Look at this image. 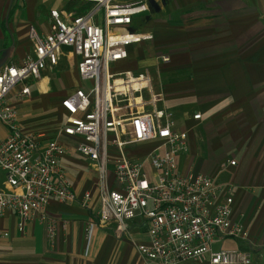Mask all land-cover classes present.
<instances>
[{
	"label": "built area",
	"instance_id": "2783aa9c",
	"mask_svg": "<svg viewBox=\"0 0 264 264\" xmlns=\"http://www.w3.org/2000/svg\"><path fill=\"white\" fill-rule=\"evenodd\" d=\"M90 1L88 11L65 19L52 9L51 30L39 36L30 27L32 52L0 70V124L6 129L0 139V212L15 213L22 224L34 212L45 211L51 200L78 202L94 211V191L78 196L61 165L66 148L58 137L66 136L76 140V153L97 176L98 209L84 227L86 251L98 228L112 227L121 239L141 220L148 239L133 245L145 263L252 264L250 249H213L225 239L254 246L248 230L233 220L232 186L190 168L182 171L177 159L188 152V130L176 129L172 113L159 105L162 95L150 75L111 69L127 57L129 45L153 38L136 26L149 0ZM64 48L76 56L77 73L88 84L60 100L66 118L57 136L49 137L42 126L21 124L9 98L29 96L30 84L56 67ZM189 119L198 121L201 115ZM147 145L152 147L145 154L135 153ZM234 165L229 161L220 168ZM56 227L49 221V238L55 237Z\"/></svg>",
	"mask_w": 264,
	"mask_h": 264
},
{
	"label": "crops",
	"instance_id": "0c3cea01",
	"mask_svg": "<svg viewBox=\"0 0 264 264\" xmlns=\"http://www.w3.org/2000/svg\"><path fill=\"white\" fill-rule=\"evenodd\" d=\"M92 5L90 0H0V70L9 63H20L32 52L30 27L39 36L51 30L52 9L65 19L88 11ZM211 5L212 13L205 14L201 22L213 24L209 25L214 31L212 36L227 33V40L198 52L221 55L226 61L212 63L215 61L204 57L202 66L196 67L190 78L193 85L182 83L165 92L152 84L162 95L160 106L171 112L170 103L181 105L182 128L176 123L175 127L188 130V152L182 156L190 155L182 171L190 168L232 186L233 220L248 230L254 245L252 248L225 239L215 243L213 249H250L252 264H264V0H213ZM143 19L147 21V15ZM140 26L144 29L141 31L152 32ZM146 41L150 40L140 43ZM140 43L129 45L127 57L113 63L111 69L133 71L128 59L133 46ZM63 52L56 67L43 71L30 84L29 96L22 100L9 98L21 124L28 128L42 126L49 137L57 136L66 118L60 100L82 85L69 84L74 75L81 79L76 56L68 48ZM169 58L172 61V55ZM194 113H199L201 120L189 119ZM191 132L196 134L191 136ZM5 136L6 129L0 124V139ZM58 140L66 148L61 165L73 190L78 196L94 191L95 209H83L78 202L61 204L51 200L45 211L34 212L22 224L15 213L0 212V235L7 234L0 236V264H159L145 263L133 245L148 239L147 225L141 220L134 222L121 239L116 238L112 227L98 228L86 251L84 227L98 209L94 189L97 176H89L88 170H94L76 153L75 139L59 136ZM229 161H235V165L220 168ZM0 187L4 188L2 171ZM49 221L57 223L53 239L48 234ZM226 241L233 243L230 248L222 247ZM181 264L208 262L191 260Z\"/></svg>",
	"mask_w": 264,
	"mask_h": 264
},
{
	"label": "rangeland",
	"instance_id": "374dc122",
	"mask_svg": "<svg viewBox=\"0 0 264 264\" xmlns=\"http://www.w3.org/2000/svg\"><path fill=\"white\" fill-rule=\"evenodd\" d=\"M213 0H153L149 3L148 12L136 17L138 30H144L141 24L153 32V38L137 45L130 51L128 65L133 71L147 72L155 87L165 92L174 89L179 84L193 85L190 78L194 76L195 69L202 66L204 57L212 63L224 62L221 55L201 54L198 49L209 47L214 43L227 40V33L212 36L213 24H203L201 19L205 14L212 13ZM101 14V13H100ZM147 15V21L143 17ZM201 15V16H200ZM210 25V26H209ZM142 27V28H140ZM224 36V37H223ZM172 55V61L165 62L164 56ZM226 55L225 58H227ZM212 57V58H209ZM197 67V68H196ZM122 68H129L123 66ZM193 68V70H192ZM71 85L88 84L80 81L75 75L71 77ZM184 86V85H183ZM171 112L174 113L175 123L178 128L182 126L181 105L170 103ZM170 111V110H169ZM182 128V127H181ZM196 132H191V136ZM152 145L142 146L136 150L137 155L145 154ZM190 155L178 157V164L187 168ZM89 169V168H88ZM90 177H95L92 170H88ZM94 174V175H93ZM233 243L226 241L223 248H230Z\"/></svg>",
	"mask_w": 264,
	"mask_h": 264
},
{
	"label": "water",
	"instance_id": "95a60500",
	"mask_svg": "<svg viewBox=\"0 0 264 264\" xmlns=\"http://www.w3.org/2000/svg\"><path fill=\"white\" fill-rule=\"evenodd\" d=\"M153 0H149V3H152Z\"/></svg>",
	"mask_w": 264,
	"mask_h": 264
}]
</instances>
